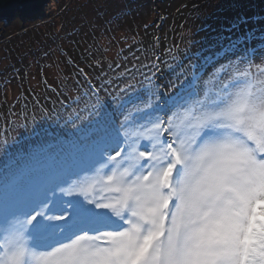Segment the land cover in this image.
Returning a JSON list of instances; mask_svg holds the SVG:
<instances>
[{
  "label": "rangeland",
  "instance_id": "1",
  "mask_svg": "<svg viewBox=\"0 0 264 264\" xmlns=\"http://www.w3.org/2000/svg\"><path fill=\"white\" fill-rule=\"evenodd\" d=\"M82 1L51 0L44 9V17L37 22L15 19L7 26L0 22V69L7 67L9 58L17 49L26 45L28 39L42 36V33H37L42 29L50 30L54 27L58 14L65 22L79 23L83 18L81 11L84 7L74 8V5ZM90 1V7L87 3L85 10L92 7V2L100 8L94 11L96 22L93 27L101 29L103 24L113 19L114 30L111 31L117 41L121 42L122 49H115L112 42L97 36L105 52L117 57L113 64L101 58L102 64H91L87 71L93 75L104 74V80H115L111 83L115 92H121V104L116 106L115 102L103 103L98 99L95 85H85L96 100L94 109L97 121L83 135L90 147H94L91 153L94 156L100 153L97 157L101 159L93 171H84L81 179L72 178L69 182L60 177L54 179L52 189L57 198L55 202L43 189L35 193L28 191V176L31 172L25 171L26 176L23 177L18 175V181L10 179L6 174L13 171L12 157L17 156V150H21L20 144L9 142L7 150H0V174H4V178L0 175V184L5 185L0 186V193L8 185L13 191L12 198L18 200L16 206H19L6 210L0 204V264H5L6 253L10 254L17 249L23 251L22 264H48L47 258L42 257L60 243L70 242L77 237H84L85 243H100L105 234L115 236L133 224H141L139 218L133 215L131 202L124 208L118 203L112 207L103 206L112 204L120 196V193L111 190L114 181L109 179L112 175L120 177L124 173L114 171L116 166L111 156L114 151L126 149L127 144L118 129L119 125L128 128L136 148L143 155L149 154L142 159L135 158L133 151L125 154L127 163L135 164V169H131L125 176L127 182L142 175L145 169L159 171L165 162H172L168 145L173 141L181 157H189L184 161L188 168L193 166L200 150L231 142L235 136H229L231 121L216 115L227 105L239 100L264 108V47H251V50L233 44L220 58H216L215 54L208 57L206 51L208 61L211 59L210 77L202 73L200 67H194L193 84L187 90L176 88L179 81L176 73H173L177 70L175 57L181 61L183 56H174L170 50L182 39L183 30L194 28L195 22L202 25L206 21L209 25H216L221 15L230 17L231 10L224 6L228 0H109L106 6H102L104 0ZM242 8L245 10V7ZM109 28L112 25L109 24ZM54 40L59 43L56 36ZM73 40L76 51L68 49L64 55L76 67L73 54L76 52L79 58L77 50L81 49L82 44L76 38ZM34 50L21 54L20 63L13 65L16 72L21 65H26L24 69L31 71L27 73L28 76L19 74L14 78L18 84L13 81L8 92L6 87L0 91L2 96L7 92L11 104H16L28 93L20 90L19 85L24 80L33 88H38L42 83L43 74L35 72L29 63L32 54L42 51L40 48ZM252 51L253 57L250 59L248 54ZM35 58H38L37 54ZM50 74L59 77L54 70ZM70 74L83 83L75 69L70 68ZM134 78L138 80L137 83L132 82ZM212 81H216V87ZM59 125L61 129L70 127L64 122H59ZM189 144L193 146L186 151ZM47 159L52 166L51 160ZM17 160L22 161L19 157ZM126 167L129 168V164ZM180 172L179 167L174 169L173 178L178 177ZM64 186L63 192H59L58 189ZM86 188L91 190L85 191ZM230 195L226 192L220 200H210L203 209V219L197 221L206 226L207 238L216 246L218 253L226 251L236 240H242L243 246L248 249L254 248L258 237L264 235L258 224L263 217L264 203H258L252 213L245 217L239 204L229 199ZM69 210L71 216L66 220L45 218ZM33 212H42V215L29 227L26 218ZM142 228L146 230L148 225L142 224ZM140 234L143 236L144 231Z\"/></svg>",
  "mask_w": 264,
  "mask_h": 264
},
{
  "label": "trees",
  "instance_id": "2",
  "mask_svg": "<svg viewBox=\"0 0 264 264\" xmlns=\"http://www.w3.org/2000/svg\"><path fill=\"white\" fill-rule=\"evenodd\" d=\"M89 1L83 0L74 5V8L78 6L81 8L82 5L84 7L81 11L83 18L79 23L65 22V19L58 14L54 27L50 30L42 29V31L37 32L42 33V36L28 39L26 45L17 49L9 58L6 63L7 67L0 69V91L6 87L8 92V87L13 84L14 78H17L19 74L27 77V73L31 72L24 69L26 65H21L17 72L13 70V65L17 62L20 63V55L28 53L30 50L35 51L34 48L42 50L36 53L38 58H35L36 54H32L30 56L31 61H29L35 72L43 74L41 85L38 88H33L24 80L23 84L19 85L20 90L28 91V93L23 95L16 104H11V100L8 101L7 92L4 96L0 92V150H7L6 145L9 142L13 145L20 144L21 150H17V156L12 157L13 164H10L13 171L6 174L12 180L15 178L16 181L18 175L23 177L26 176L25 171L31 172L32 174L28 176L31 180H29L28 191L35 193L43 189L50 195L53 202L57 199L54 196L55 191L52 189L54 179L60 177L69 182L67 177L75 169L83 168L73 177L81 179L84 177L83 172L93 171L98 160L101 159L97 157L100 156V153L97 156L91 153L94 152V147H90L86 141V136L83 135L84 131L90 130L91 124L97 121L96 109H94L96 100L85 85H95L99 95L98 99L103 103L115 102V105L118 106L122 100L121 92H115L113 89L112 81L115 82V80H104V74L93 75L87 71L91 64L99 65L103 63V60L113 64L114 58L117 57L105 52L97 40V36L112 42L115 49H122L121 42L117 41L114 32L111 31L114 30L113 19L108 21V24H103L101 29L93 27L96 22L94 11L100 8L94 6L92 2V7L89 9ZM87 3L89 7L85 10ZM107 3L109 0H104L102 6H106ZM224 6L231 10L230 17L221 15L218 19L219 23L216 25H209L206 21L202 25L195 22L194 28L189 27L183 30L182 39L170 50L174 56L181 54L183 60H188L183 62V60L179 61L175 57L177 70L173 73H176L178 77L179 82L176 84L178 90H187L193 84L194 67H200L201 72L210 77L211 59L208 61V57L215 54L216 58H220L230 45L236 44L244 48L264 47V0H228L225 1ZM242 7H245V10ZM71 10L73 11V9ZM199 17L201 16L199 15ZM73 18L72 16L71 20ZM109 24L112 25V28H109ZM54 36L59 40L58 44L55 42ZM74 38L82 44L81 49L77 50L80 53L79 58L76 52L73 54L76 67L64 55L68 49L76 51ZM40 45L42 46L40 47ZM43 49L46 51L44 52ZM251 50L253 49L251 48ZM206 51L209 53L208 57ZM253 52L248 54L250 59L253 57ZM60 56L63 58L59 59ZM101 58H103L102 61ZM70 68L76 70L83 83L70 74ZM51 70L58 73L59 77L51 76ZM137 81L136 78L132 80L134 83ZM14 83L18 84L15 81ZM212 84L216 87V81L214 83L212 81ZM59 122L69 124L70 127L61 129ZM118 129L127 145L125 146L126 149L122 151V156L112 157L116 166L114 171L118 173L127 172L128 174L131 169H135V164L127 163L128 159L124 157L125 154L133 151L134 157L139 159L144 158V155L136 148L128 128L119 125ZM84 154L87 156L85 157ZM17 157L22 161L17 160ZM47 158L51 160L52 166L49 165ZM117 161H120L121 164L119 165ZM128 164L129 168L126 167ZM0 175L1 177L4 176V174ZM5 183H7L6 180ZM0 186L5 185L0 184ZM89 190L91 188H86L85 191ZM12 193L13 191L9 189L8 185L6 189L2 188L0 193V204L6 210L19 207L16 206L18 200L12 198ZM258 224L259 229L264 234V213Z\"/></svg>",
  "mask_w": 264,
  "mask_h": 264
},
{
  "label": "snow or ice",
  "instance_id": "3",
  "mask_svg": "<svg viewBox=\"0 0 264 264\" xmlns=\"http://www.w3.org/2000/svg\"><path fill=\"white\" fill-rule=\"evenodd\" d=\"M216 115L231 121L229 136H235L229 143L200 150L192 167H185L189 157L182 158L173 141L168 145L172 162H165L159 171L145 169L127 182V172L109 178L114 181L111 190L120 196L103 206L118 203L124 208L131 202L133 215L141 224H133L115 236L105 234L100 243H85L84 237H77L58 244L42 258H47L48 264H264V235L258 237L254 248L248 249L242 240H236L218 253L207 238L206 226L197 223L203 219L205 205L220 200L226 192L245 217L258 203H264V108L237 100ZM192 146L189 144L186 151ZM122 155V151L111 153L113 158ZM177 167L181 172L174 179ZM82 170L75 169L67 179ZM40 215L42 212L27 216V225L30 227ZM70 216L69 210L45 218L63 221ZM142 224L148 228L143 229ZM6 256L5 264H22V249Z\"/></svg>",
  "mask_w": 264,
  "mask_h": 264
},
{
  "label": "water",
  "instance_id": "4",
  "mask_svg": "<svg viewBox=\"0 0 264 264\" xmlns=\"http://www.w3.org/2000/svg\"><path fill=\"white\" fill-rule=\"evenodd\" d=\"M51 0H0V22L5 26L15 19L39 21Z\"/></svg>",
  "mask_w": 264,
  "mask_h": 264
}]
</instances>
